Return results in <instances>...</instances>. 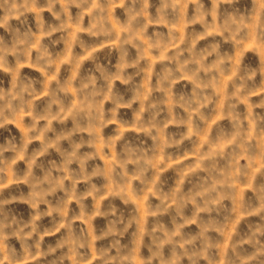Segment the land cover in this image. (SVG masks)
<instances>
[{
  "label": "rangeland",
  "instance_id": "obj_1",
  "mask_svg": "<svg viewBox=\"0 0 264 264\" xmlns=\"http://www.w3.org/2000/svg\"><path fill=\"white\" fill-rule=\"evenodd\" d=\"M0 264H264V0H0Z\"/></svg>",
  "mask_w": 264,
  "mask_h": 264
}]
</instances>
